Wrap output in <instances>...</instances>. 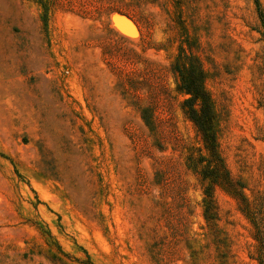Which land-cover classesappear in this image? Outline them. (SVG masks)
Returning <instances> with one entry per match:
<instances>
[{"label": "rangeland", "instance_id": "1", "mask_svg": "<svg viewBox=\"0 0 264 264\" xmlns=\"http://www.w3.org/2000/svg\"><path fill=\"white\" fill-rule=\"evenodd\" d=\"M258 2L0 0V264H264ZM176 63L241 185L212 218Z\"/></svg>", "mask_w": 264, "mask_h": 264}, {"label": "trees", "instance_id": "2", "mask_svg": "<svg viewBox=\"0 0 264 264\" xmlns=\"http://www.w3.org/2000/svg\"><path fill=\"white\" fill-rule=\"evenodd\" d=\"M258 8L260 7L258 0H255ZM260 18L264 22L261 11ZM175 71L180 76L179 90L186 92L190 98L185 100L181 106L183 113L196 126L201 134L204 147L209 154V160L203 178H210L211 184L206 185L204 195L206 196V206L208 217L213 207L212 187L220 185L227 188L236 197H241L239 183H235L225 164L224 158L218 148L217 135L215 131L216 114L213 109L212 98L208 91L202 86L201 79L197 74L186 68L184 65L176 63ZM210 168V169H209ZM85 264H93L90 258ZM84 263V262H82Z\"/></svg>", "mask_w": 264, "mask_h": 264}, {"label": "water", "instance_id": "3", "mask_svg": "<svg viewBox=\"0 0 264 264\" xmlns=\"http://www.w3.org/2000/svg\"><path fill=\"white\" fill-rule=\"evenodd\" d=\"M118 17H120V16H118ZM121 19H123L122 17H120ZM115 21V20H114ZM121 22H122V26H123V28H126V25H125V23H124V21L123 20H121ZM116 24V23H115Z\"/></svg>", "mask_w": 264, "mask_h": 264}, {"label": "bare ground", "instance_id": "4", "mask_svg": "<svg viewBox=\"0 0 264 264\" xmlns=\"http://www.w3.org/2000/svg\"><path fill=\"white\" fill-rule=\"evenodd\" d=\"M77 25V24H76Z\"/></svg>", "mask_w": 264, "mask_h": 264}]
</instances>
